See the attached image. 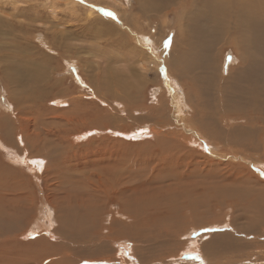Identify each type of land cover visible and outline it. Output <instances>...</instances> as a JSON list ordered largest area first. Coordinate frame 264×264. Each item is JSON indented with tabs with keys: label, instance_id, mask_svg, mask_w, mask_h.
Instances as JSON below:
<instances>
[{
	"label": "bare ground",
	"instance_id": "6f19581e",
	"mask_svg": "<svg viewBox=\"0 0 264 264\" xmlns=\"http://www.w3.org/2000/svg\"><path fill=\"white\" fill-rule=\"evenodd\" d=\"M139 4L140 10L147 8L150 11L155 10L156 13L165 11L166 16L170 12L178 11L182 20L195 26L193 31L199 34L200 39L192 41L195 43L192 45L191 39L184 37V33L179 29L178 39H174L172 46L168 48L164 45L161 49V54H164L167 62L168 77H171L172 81L175 80L173 84L176 89L169 87V103L163 102L154 110V115L159 118L158 124H165L167 117L173 118L167 123V127L175 129L174 123L181 124L186 121V115L184 117L182 113L186 114V109H190L193 118L187 120L189 128L185 130V134L189 136L186 142L188 150V146L202 148L200 143H203L206 145V151L207 146L209 152L211 148V156L218 155L216 152L223 148L224 141H233L246 150L259 153L261 160L256 162L264 166V0H139ZM183 13L185 15H181ZM184 31H190V28L185 25ZM138 39L140 43L152 46L149 49L156 54L155 58H161L150 37L140 36ZM225 48H229L237 58V63H233L227 73L223 63L219 66L218 59ZM11 55L12 53L8 56ZM28 63H24L22 58L14 64L4 66L3 71L9 82L19 84L20 81L24 82V79L29 80L21 84L22 94L28 92L31 86L32 92L36 88L34 84L37 69L36 72L31 71L32 67ZM181 79L184 80L182 85ZM108 88L111 90L114 85H109ZM59 101L61 107L69 106L65 101ZM101 102L106 103L102 100ZM115 103L122 108V102ZM181 118L182 121L179 120ZM109 122L110 120H107L104 123ZM150 127L143 125L125 127L123 131L110 128L106 130L116 133L117 137L134 138L140 142L153 136L154 132ZM13 129L12 121L5 115L0 116V150H14L12 164L21 167L26 165L35 174H43L46 165L50 167L55 164L59 177L48 205L50 209L47 210L46 220L43 219L47 224L44 228L38 224L40 218L36 213L34 193L28 190L31 180L0 161V264H43L40 260L46 259H50L46 264H92L93 260L94 263L102 259L106 251L112 250L110 243H117L119 252L128 255L126 257H129L130 261V253L134 250L133 243H137L136 248L140 250L138 254L147 255L149 248H159L158 252H164L163 259L157 260V264H213L210 258L215 260L219 254L235 253L234 250L242 247L241 241L228 236L227 233L213 234L211 231L215 226L224 228L225 224L221 222L217 224L215 221L203 220L201 223L198 222V216L190 224L184 223V204H200L194 208V214L202 208L211 211L214 205H209L213 204L212 201L215 204H239L246 194L252 193L250 191L253 187L250 186H255V189L261 192L256 190L258 199H244L248 200L250 210L255 212L260 206L264 209V181L258 179L257 186L254 185L252 180L255 179L251 172H241L246 177L239 178L225 175L226 173L222 176L220 170L207 172L202 176L204 169L201 166L193 169L188 167L189 173L185 174L177 171L176 166H172L167 175L160 174L155 177L160 180L161 176L166 181L163 186L155 187L154 178L141 180V183L138 181L143 176L141 170L119 168L117 165L118 169L116 166L94 163V174L88 182L85 170L65 165L66 158H53L54 148H42L47 158L27 156L23 149L27 143L22 139L21 145L17 142L18 149L22 152L19 154L12 148ZM97 133L98 129H91L78 136L76 141H87ZM125 138L122 139L124 142L130 141ZM161 143L170 144V147L177 145L176 142L166 139ZM251 151L249 154H252ZM242 156L238 157L241 159ZM233 158L238 159L237 156ZM254 158V155L244 156L243 160L250 161ZM202 159L205 160L204 157ZM79 171L80 178L76 175ZM90 171L92 172V169ZM10 175L14 177V181ZM84 176L87 180L82 178ZM238 183H247L248 187ZM43 230L49 239L41 236L35 239ZM18 236L29 243H18ZM259 237L264 238V229L259 232ZM204 240L211 241L203 245ZM134 251L136 252V249ZM199 251L203 257H197L196 261L192 257L180 259L184 254L196 258L195 252ZM254 261L264 264V259H257V254ZM233 262L236 264L234 258ZM238 262L252 264L248 258H241Z\"/></svg>",
	"mask_w": 264,
	"mask_h": 264
},
{
	"label": "rangeland",
	"instance_id": "374dc122",
	"mask_svg": "<svg viewBox=\"0 0 264 264\" xmlns=\"http://www.w3.org/2000/svg\"><path fill=\"white\" fill-rule=\"evenodd\" d=\"M139 5V0H0V116L5 115L12 121V128H14L12 148H15L19 154L22 153L17 144L21 145L24 139L27 144L23 149L27 156L46 158L42 148L45 150L54 148L53 158H66L65 165L85 170L88 182L94 174L93 164L101 163L141 170L143 178L140 177L138 181L141 183L154 178L155 187H161L163 183H166L161 176H159L160 180L155 177L166 174L172 166H176L177 171L183 174L189 173L188 167L193 169L201 166L205 170L201 173L202 176H205L207 172L214 173L220 170V173H223L222 176L228 174L239 178V176L246 177L241 172L245 174L251 172L255 179L252 182L257 186L258 179L264 181V166L256 162L261 160L259 153L246 150L233 141L227 143L224 141L223 148L217 152L215 150L218 155L211 156L209 154L212 153L211 148L209 152L207 146L206 151L204 148L206 145L203 143H200L203 149L199 146H188L189 150L187 149L186 142L189 136L185 134V130L189 128L188 121L193 118L190 109H186V114L182 113L184 117L186 115V121H182L183 118H181L179 119L182 121L181 124L173 122L175 129L167 127L171 119L168 117L165 124H158L159 118L154 115V110L158 109L163 102L169 103V87L176 89L173 84L175 80L172 81L171 77H168L167 62L164 54H161V49L164 45L168 48L172 46L174 39H178L179 29L181 33H184V37L191 39V43L200 39L199 34L193 31L195 26L182 20L178 11L170 12L171 14L166 16L165 11L156 13L155 10L150 11L147 8L140 10ZM107 12L113 15H107ZM185 25L190 28V31H184ZM140 36H148L153 40V47L160 53L161 58H155L156 54L150 51L148 44L139 42ZM194 44L193 42L192 45ZM11 53V57L8 56ZM22 58L24 63L29 62L31 71L36 72L37 69L38 73V75L36 73L34 84L35 91H30L33 87L31 86L25 94H22L21 84L29 80L24 79V82L20 81L19 84L9 82L3 74L4 66L14 64ZM218 59L219 66L221 67L223 63L226 73L233 63H237L236 55L229 48H225ZM173 71L177 75L174 67ZM180 82L182 85L184 80L181 79ZM109 85H114V88L109 90ZM59 100L65 101L69 106L61 107ZM101 100L105 101L106 105ZM115 102H122V108H119ZM172 111L171 108V113ZM107 120L110 122L105 124ZM143 125L151 126L154 134L140 142L134 138L117 137L116 133L106 130L110 128L123 131L125 127ZM91 129H98L99 133L87 141H76L78 136ZM124 138L130 141L124 142L122 140ZM164 139L174 141L177 145L170 147V144L161 143ZM250 151L252 154H249ZM9 152L0 150V161L20 171L31 180L28 190L33 191L36 198V213L40 218L38 224L45 228L46 213L50 209L48 205L59 177L55 170L56 166L55 164L50 167L46 165L43 174H35L26 165L23 167L13 165L14 150ZM242 155H254L255 158L245 161ZM234 156L238 159L234 160ZM238 156H242L241 159ZM203 157L205 160L202 159ZM194 164L197 165L194 166ZM13 174L16 176L15 173ZM76 175L80 178V171ZM9 177L14 181L12 175ZM86 177L82 178L87 180ZM239 184L248 187L247 183ZM250 187H253L250 191L252 193L246 194L245 197L254 200L258 189H255V186ZM244 198L238 202L239 204H215L212 201L213 204L209 205V207L214 205L211 211L202 208L195 214L194 208L200 204H184L185 211L182 215L184 223L190 224L198 216L200 217L198 222L203 220V222L215 221L217 224L221 222L225 224L224 228L215 226L216 228L214 227L211 231L213 234L227 233L228 236L241 241L242 247L237 248V251L234 250L235 253L219 254L215 260L210 258L213 264H235L233 258L236 264H239L238 261L241 258H248L252 264H258L260 262L254 261L256 254L257 259H264V246H262L264 238L259 237V232L264 229V209L260 206L255 212L253 209L250 210V204H247L248 200ZM40 236L47 237L44 230L35 239ZM21 238L16 237V241L20 244L29 243ZM29 239L34 240V238ZM204 241L203 245H206L211 240ZM110 244L112 250L106 251L102 259L94 263L93 260L92 264H122L123 261L126 264H157V260L163 259L164 256V252H158L159 248H149L147 255L142 253L144 254L142 256L138 254V251L140 252L136 248L138 244L133 243V249H136V252L131 251L130 261V258L126 257L128 255L119 252L117 243V245ZM195 253L196 258L189 256L190 254H184L180 259L192 257L196 261L203 257L200 251ZM147 257L152 259L149 260ZM14 258L20 257L14 256ZM40 261L46 264L50 259Z\"/></svg>",
	"mask_w": 264,
	"mask_h": 264
},
{
	"label": "snow or ice",
	"instance_id": "6c2138e0",
	"mask_svg": "<svg viewBox=\"0 0 264 264\" xmlns=\"http://www.w3.org/2000/svg\"><path fill=\"white\" fill-rule=\"evenodd\" d=\"M106 14H107V15H113V14H112V13H110V12H107ZM41 163H42V162H41Z\"/></svg>",
	"mask_w": 264,
	"mask_h": 264
}]
</instances>
